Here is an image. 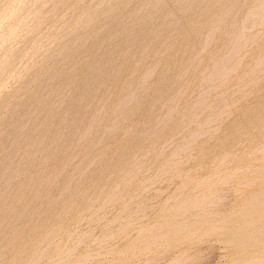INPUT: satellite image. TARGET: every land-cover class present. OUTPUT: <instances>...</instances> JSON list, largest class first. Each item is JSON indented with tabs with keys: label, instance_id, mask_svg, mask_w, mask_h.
I'll list each match as a JSON object with an SVG mask.
<instances>
[{
	"label": "rangeland",
	"instance_id": "rangeland-1",
	"mask_svg": "<svg viewBox=\"0 0 264 264\" xmlns=\"http://www.w3.org/2000/svg\"><path fill=\"white\" fill-rule=\"evenodd\" d=\"M158 1L0 0V264H264V0Z\"/></svg>",
	"mask_w": 264,
	"mask_h": 264
},
{
	"label": "bare ground",
	"instance_id": "bare-ground-1",
	"mask_svg": "<svg viewBox=\"0 0 264 264\" xmlns=\"http://www.w3.org/2000/svg\"><path fill=\"white\" fill-rule=\"evenodd\" d=\"M24 1H25V0H24ZM159 1H160V0H159ZM159 1H158V3H160V5H161L162 2H159ZM167 1H168V0H167ZM167 1H166V2H167ZM188 1H190V4H193L192 2H193L194 0H193V1H192V0H188ZM191 1H192V2H191ZM202 1H203V0H202ZM217 1H221V0H216V2H214V3H217ZM225 1H226V0H225ZM230 1H231V0H230ZM230 1L227 0V1L224 2V3L229 4L228 2H230ZM183 2H185V1H183ZM197 2H198V1H197ZM222 2H223V0H222ZM31 3H32V2H31ZM147 3H148V2H147ZM164 3H165V2H164ZM206 3H207V2H206ZM214 3H213V4H214ZM218 3H219V2H218ZM220 3H221V2H220ZM220 3H219V5H220ZM232 3H233V2H232ZM232 3H231L230 5H232ZM99 4H101V3H99ZM106 4H107V3H106ZM144 4H145V3H144ZM200 4H201V1H200ZM200 4H199V6H200ZM203 4H204V3H203ZM221 4H222V3H221ZM261 4H262V3H261ZM261 4H260V5H261ZM109 5H110V4H109ZM140 5H141V4H140ZM167 5H168V4H167ZM188 5H189V3H188ZM193 5H195V2H194ZM196 5H197V4H196ZM207 5H208V4H207ZM230 5H228V6H230ZM262 5H263V7H262ZM262 5H261V7H262V9L264 10V4H262ZM34 6H35V5H34ZM164 6H165V5H164ZM164 6H163V7H164ZM204 6H205V5H204ZM221 6H222V5H221ZM224 6H225V4H224ZM197 7H198V6H197ZM211 7H212V6H211ZM214 7H215V6H214ZM218 7H219V6H218ZM222 7H223V6H222ZM225 7H227V5H226ZM261 7H258V9L260 8V10H261ZM27 8H29V7H27ZM191 8H192V6L190 7V9H191ZM216 8H217V7H216ZM34 9H35V8H34ZM145 9H146V8H145ZM150 9H151V8H150ZM155 9H156V8H155ZM195 9H196V8H195ZM202 9H203V7H202ZM228 9H229V8H228ZM258 9H257V10H258ZM162 10H163V9H162ZM203 10H204V9H203ZM209 10H210V9H209ZM252 10H253V9H252ZM252 10H251V11H252ZM30 11H31V10H30ZM138 11H139V10H138ZM164 11H165V10H164ZM226 11H227V10H226ZM226 11H225V12H226ZM251 11H250V12H251ZM255 11H256V10H255ZM25 12H26V11H25ZM83 12H84V10H83ZM132 12H133V11H132ZM146 12H147V11H146ZM146 12H145V14H149V15H151L149 12H147V13H146ZM171 12H172V10H171ZM202 12H203V11H202ZM225 12H224V13H225ZM227 12H228V11H227ZM227 12H226V13H227ZM253 12H254V11H253ZM7 13H8V12H7ZM68 13H69V12H68ZM77 13H78V12H77ZM226 13H225V14H226ZM263 13H264V11L262 12V14H263ZM135 14H136V13H135ZM142 14H143V15H142V18H143L142 22H143V21L145 20L144 18H146L147 15L145 16V15H144V12H143ZM165 14H166V12H165ZM167 14L170 15V13H167ZM174 14H175V13H174ZM248 14H249V13L246 14V17H245V18L248 17V16H247ZM252 14H253V13H252ZM252 14H250L251 17H253ZM258 14H259V13H258ZM258 14H257V15H258ZM23 15H24V13H23ZM38 15H39V14H38ZM64 15H65V14H64ZM84 15H86V13H85ZM162 15H163V14H162ZM162 15H161V16H162ZM169 15H168V16H169ZM171 15H172V14H171ZM171 15H170V16H171ZM204 15H205V14H204ZM206 15H207V14H206ZM255 15H256V14H255ZM26 16H27V15H26ZM134 16H135V15H134ZM151 16H152V15H151ZM161 16H159V17H161ZM164 16H165V15H164ZM168 16H167V17H168ZM233 16H234V15H233ZM79 17H80V16H79ZM107 17H108V16H107ZM162 17H163V16H162ZM171 17H172V16H171ZM202 17H203V16H202ZM230 17H231V16H230ZM234 17H235V16H234ZM254 17H255V16H254ZM260 17H261V16H260ZM262 17H264V15H263ZM8 18H9V17H8ZM8 18H7V19H8ZM83 18H84V17H82L81 20H83ZM148 18H150V17H147L146 19L148 20ZM156 18H157V17H156ZM168 18H169V17H168ZM232 18H233V17H232ZM245 18H244V19H245ZM21 19H22V18H21ZM104 19H105V18H104ZM164 19H166V18H164ZM206 19H207V18H206ZM249 19H251V18H249ZM263 19H264V18H263ZM1 20H2V19H1ZM4 20H5V19H4ZM4 20H3V21H4ZM35 20H36V19H35ZM35 20H34V21H35ZM89 20H90V19H89ZM100 20H101V19H100ZM149 20H150V19H149ZM178 20H179V19H178ZM237 20H238V19H236V21H237ZM239 20H241V19L239 18ZM239 20H238L237 22H240V23H237L236 21H234V18H233V21H234L233 26H235V25L238 26V24L243 25V24H241V22H243L244 20H242V21H239ZM257 20H258V19H257ZM260 20H261V18H260ZM5 21H6V20H5ZM5 21H4V22H5ZM132 21H133V20H132ZM140 21H141V20H140ZM233 21H232V22H233ZM26 22H27V21H26ZM83 22H84V21H83ZM144 22H145V21H144ZM149 22H151V20H150ZM197 22H198V21H197ZM197 22H196V23H197ZM199 22H200V21H199ZM235 22H236L237 24H236ZM12 23H13V22H12ZM33 23H34V22H33ZM215 23H216V22H215ZM243 23H244V22H243ZM139 24H140V23H139ZM199 24H201V23H198L197 26H200ZM230 24H231V23H230ZM230 24H229V28H225V29H228V34L230 33V32H229L230 26H231V28L233 27L232 24H231V25H230ZM13 25H14V24H13ZM16 25L18 26V24H16ZM30 25H31V24H30ZM34 25H35V24H34ZM137 25H138V24H137ZM151 25H152V24H151ZM194 25H195V23H194ZM224 25H225V24H224ZM24 26H25V24H24ZM28 26H29V25H28ZM140 26H141V24H140ZM237 26H236L235 28L238 29L239 26H238V27H237ZM243 26H245V24H244ZM243 26H240V27H243ZM255 26H256V25H255ZM19 27H20V26H19ZM29 27H30V26H29ZM200 27H201V26H200ZM224 27H225V26H224ZM226 27H228V25H227ZM252 27H253V25H252ZM12 28H13V27H12ZM12 28H11V29H12ZM55 28H56V27H55ZM233 28H234V27H233ZM233 28H232V29H233ZM235 28H234V29H235ZM244 28H245V27H243V29H244ZM14 29H15V28H14ZM22 29H25V28L22 27ZM29 29H30V28H29ZM67 29H68V28H67ZM116 29H117V28H116ZM232 29H230V30H231V32L233 31V33H234V30H232ZM237 29H235V30H236L235 32L238 33L237 36H240L239 33L243 32V30L241 31L240 29H238V30H240V31H237ZM245 29H246V28H245ZM17 30H18V28H17ZM32 30H33V29H32ZM69 30H70V29H69ZM73 30H74V29H73ZM95 30H96V29H95ZM132 30H133V28H132ZM223 30H224V29H223ZM20 31H21V30H20ZM24 31H26V30H24ZM1 32H2V31H1ZM6 32H7V31H6ZM12 32H13V31H12ZM134 32H135V31H134ZM136 32H137V31H136ZM224 32H225V31H224ZM8 33H9V32H8ZM8 33H7V36H8ZM26 33H27V32H26ZM47 33H48V32H47ZM236 33H235V34H236ZM4 34H5V33H4ZM10 34H11V33H10ZM15 34H16V32H15ZM224 34H227V32H225ZM228 34H227V35H228ZM241 34H242V33H241ZM12 35H13V34H12ZM17 35H18V34H17ZM27 35H28V34H27ZM31 35H32V34H31ZM84 35H85V34H84ZM146 35H147V34H146ZM243 35H244V34H243ZM0 36H1V35H0ZM23 36H24V35H23ZM23 36H22V37H23ZM127 36H128V35H127ZM225 36H226V35H225ZM228 36L230 37V35H228ZM228 36H226V37H227L226 39L229 38ZM231 36H233L234 40L237 38L236 36H235V37H236V38H235L233 34H232ZM3 37H4V36H3ZM12 37H13V36H12ZM12 37H10V38H12ZM16 37H17V36H16ZM133 37H134V36H133ZM240 37H241V36H240ZM240 37H239V38H240ZM252 37H253V36H252ZM38 38H39V37H38ZM230 38H231V37H230ZM230 38H229V39H230ZM239 38H237V39H239ZM8 39H9V38H8ZM53 39H54V38H53ZM95 39H96V38H95ZM205 39H206V38H205ZM237 39H236V40H237ZM6 40H7V39H6ZM18 40H19V39H18ZM31 40H32V39H31ZM137 40H138V39H137ZM146 40H147V39H146ZM231 40H232V38H231ZM231 40H230V42H231ZM23 41H24V40H23ZM206 41H207V40H206ZM209 41H210V39H209ZM228 41H229V40H228ZM0 42H1V41H0ZM26 42H27V41H26ZM75 42H76V41H75ZM149 42H150V41H149ZM232 42H233V41H232ZM234 42H235V41H234ZM7 43H8V42H6V44H7ZM162 43H163V42H162ZM19 44H20V43H19ZM19 44H18V45H19ZM24 44H25V43H24ZM71 44H72V43H71ZM204 44H205V43H204ZM224 44H225V43H224ZM245 44H246V43H245ZM4 45H5V44H4ZM4 45H3V46H4ZM7 45H8V44H7ZM16 45H17V44H16ZM241 45H243V44H241ZM38 46H39V45H38ZM83 46H84V45H83ZM114 46H115V45H114ZM4 47H5V46H4ZM16 47H17V46H16ZM43 47H44V46H43ZM239 47H240V46H239ZM11 48H12V47H11ZM40 48H41V47H40ZM202 48H203V47H202ZM202 48H200V49H202ZM71 49H72V48H71ZM78 49H79V48H78ZM241 49H242V48H241ZM42 50H43V48H42ZM32 51H33V50H32ZM35 51H36V50H35ZM60 51H61V50H60ZM236 51H237V50H236ZM238 51H239V50H238ZM2 52H3V51H2ZM4 52H5V50H4ZM8 52H9V51H8ZM8 52H7V53H8ZM15 52H16V51H15ZM15 52H14V53H15ZM30 52H31V51H30ZM33 52H34V51H33ZM33 52H32V53H33ZM117 52H118V51H117ZM160 52H161V51H160ZM198 52H199V51H198ZM9 53H10V52H9ZM11 53H12V52H11ZM127 53H128V52H127ZM39 54H40V53H39ZM125 54H126V53H125ZM157 54H158V53H157ZM0 55H1V54H0ZM4 55H5V54H4ZM11 55H13V54H11ZM11 55H10V56H11ZM22 55H23V54H22ZM54 55H55V54H54ZM66 55H67V54H66ZM114 55H115V54H114ZM197 55H198V54H197ZM19 56H20V54H19ZM23 56H24V55H23ZM40 56H41V55H40ZM51 56H52V55H51ZM80 56H81V55H80ZM80 56H79V57H80ZM111 56H112V55H111ZM4 57H6V56H4ZM12 57H13V56H12ZM12 57H11V58H12ZM14 57H15V56H14ZM42 57H43V56H42ZM52 57H53V56H52ZM7 58H8V57H7ZM17 58H18V57H17ZM81 58H82V57H81ZM193 58H194V57H193ZM193 58H192V59H193ZM5 59H6V58H5ZM8 59H9V58H8ZM8 59H6V60H8ZM19 59H20V58H19ZM19 59H18V60H19ZM38 59H39V58H38ZM56 59H57V58H56ZM197 59H198V58H197ZM261 59H262V57H261ZM0 60H1V59H0ZM27 60H28V59H27ZM103 60H104V59H103ZM24 61H26V59H25ZM83 61H84V60H83ZM101 61H102V60H101ZM101 61H99V62H101ZM113 61H114V60H113ZM227 61H228V60H227ZM237 61H238V60H237ZM5 62H6V61H5ZM39 62H40V61H39ZM19 63H21V62H19ZM19 63H18V64H19ZM26 63H27V62H26ZM190 63H191V62H190ZM263 63H264V62H263ZM0 64L4 65V61H3V63L0 62ZM2 65H0V66L2 67ZM7 65H9V64H7V62H6V65L3 66V68L6 67V68H4V69H7V68H8ZM62 65H63V64H62ZM96 65H97V64H96ZM13 66H14V65H13ZM179 66H180V65H179ZM222 66H223V65H222ZM231 66H232V65H231ZM231 66H230V67H231ZM15 67H17V66H15ZM153 67H154V65H153ZM55 68H56V67H55ZM150 68H151V67H150ZM178 68H179V67H178ZM4 69H3V70H4ZM22 69H23V68H22ZM60 69H61V68H60ZM97 69H98V68H97ZM221 69H222V68H221ZM221 69H220V70H221ZM226 69H227V68H226ZM0 70H1V69H0ZM12 70H13V69H12ZM24 70H25V69H24ZM92 70H93V69H92ZM148 70H149V69H148ZM176 70H177V69H176ZM223 70H224V69H223ZM4 71H5V70H4ZM4 71H3V73H2L3 75L6 73L7 70L5 71V73H4ZM14 71H15V70H14ZM258 71H259V72H258ZM10 72H12V71H10ZM25 72H26V71H25ZM93 72H94V71H93ZM215 72H216V71H215ZM226 72H227V71H226ZM257 72L263 74V72H261V70H256V72H255L256 75L258 74ZM35 73H36V72H35ZM35 73H34V74H35ZM102 73H103V72H102ZM201 73H202V72H201ZM201 73H200V74H201ZM223 73L225 74L224 71H223ZM227 73H228V72H227ZM22 74H23V73H22ZM51 74H52V73H51ZM53 74H54V73H53ZM92 74H93V73H92ZM171 74H172V72H171ZM213 74H214V73H213ZM224 74H222V75H224ZM261 74H258V75H261ZM0 75H1V72H0ZM5 75H6V74H5ZM16 75H18V73H17ZM19 75H20V74H19ZM145 75H146V74H145ZM166 75H167V74H166ZM178 75H179V74H178ZM180 75L182 76V74H180ZM210 75H211V74H209V78L211 77ZM254 75H255V74H254ZM258 75H257V76H258ZM181 76H179V77H181ZM257 76H256V77H257ZM146 77H147V76H146ZM206 77H207V76H206ZM259 77L262 78L263 76L261 75V76H259ZM259 77H258V78H259ZM0 78L2 79V77H0ZM5 78H6V77H5ZM98 78H99V77H98ZM213 78H214V76H213ZM258 78H257V79H258ZM260 78H259V80H261ZM85 79H86V78H85ZM173 79H174V78H173ZM206 79H208V78H206ZM206 79H205V80H206ZM225 79H226V78H225ZM17 80H18V79H17ZM17 80H16V81H17ZM42 80H43V79H42ZM210 80H211V79H210ZM223 80H224V79H223ZM252 80H255V79L253 78ZM12 81H13V80H12ZM86 81H87V80H86ZM178 81H179V80H178ZM212 81H214V80L212 79ZM255 81H257V80H255ZM204 82H205V81H204ZM248 82H249V81H248ZM250 82H253V81H250ZM0 83H1V82H0ZM11 83H12V82H11ZM11 83H9V84H11ZM50 83H51V82H50ZM93 83H94V82H93ZM205 83H207V82H205ZM211 83H213V82H211ZM211 83H210V84H211ZM3 84H4V83H3ZM201 84H202V83H201ZM208 84H209V82H208ZM248 84H250V83H248ZM11 85H13V83H12ZM40 85H41V84H40ZM5 86H6V84H5ZM20 86H21V85H20ZM20 86H19V87H20ZM201 86H202V85H201ZM201 86H200V87H201ZM241 86L243 87V85H241ZM88 87H89V86H88ZM159 87H160V86H159ZM211 87H212V86H211ZM24 88H25V87H24ZM37 88H38V87H37ZM46 88H47V87H46ZM202 88H203V87H202ZM18 89H19V88H18ZM212 89H213V88H212ZM0 90H1V89H0ZM28 90H29V89H28ZM31 90H32V89H31ZM38 90H39V88H38ZM200 90H201V88H200ZM203 90H204V89H203ZM14 91H15V90H14ZM49 91H50V90H49ZM47 92H48V91H47ZM199 92H200V91H199ZM202 92H204V91H202ZM13 93H16V92H13ZM75 93H76V92H75ZM82 93H83V92H82ZM52 94H53V93H52ZM2 96H3V95H2ZM33 96H34V95H33ZM202 96H203V95H202ZM202 96H201V97H202ZM218 96H219V95H218ZM13 97H14V96H13ZM83 97H84V96H83ZM3 98H4V97H3ZM34 98H35V97H34ZM49 98H50V97H49ZM197 98H198V96H197ZM197 98H195L194 100L192 99L190 102L200 100V101H197V102L199 103V102H201L202 99H203V98H201V99H197ZM199 98H200V96H199ZM222 98H223V97H222ZM196 99H197V100H196ZM34 100H35V99H34ZM38 100H39V99H38ZM211 100H212V99H211ZM221 100H222V99H221ZM41 101H42V100H41ZM188 101H189V100H188ZM207 101H208V102H211V101H209V100H206V102H207ZM213 101H214V103H215V101H217V100H212V102H211V106H212V104H213ZM6 102H7V101H6ZM197 102H194L193 105L197 104ZM206 102H205V103H206ZM222 102H223V101H222ZM10 103H11V102H10ZM32 103H33V102H32ZM46 103H47V102H46ZM186 103H187V101H186ZM202 103H203V102H201V104H202ZM205 103L203 104V105H205V106H203V107H204L205 109H208L210 105L208 106L207 103H206V104H205ZM7 104H8V103H7ZM42 104H43V103H42ZM188 104L190 105V107L192 106L189 102H188ZM208 104H210V103H208ZM11 105H12V104H11ZM32 105H33V104H32ZM182 105H184V104H182ZM185 105H186V104H185ZM206 105H207L208 108L206 107ZM7 106H8V105H7ZM46 106H47V105H46ZM71 106H72V105H71ZM174 106H176V105H174ZM174 106H173V107H174ZM178 106H181V105H177V107H178ZM197 106L199 107L200 105L198 104V105H196V107H197ZM211 106H210V107H211ZM59 107H60V106H59ZM68 107H69V106H67V108H68ZM160 107H161V106H160ZM183 107H186V106H183ZM183 107H182V108H183ZM187 107H188V105H187ZM190 107H188V109H187L188 111H187V110H186V111L183 110V111H185V112H189V108H190ZM194 107H195V106H194ZM198 107H197V108H198ZM200 107H202V106H200ZM29 108H30V107H29ZM31 108H32V107H31ZM182 108H181V109H182ZM204 108H203V110H204ZM221 108H222V107H221ZM224 108H225V107H224ZM8 109H9V107H8ZM23 109H24V108H23ZM123 109H124V108H123ZM171 109H172V108H171ZM178 109H179V108H178ZM178 109H176V110H178ZM183 109H184V108H183ZM185 109H186V108H185ZM192 109L194 110L195 108L192 107ZM199 109H200V108H199ZM199 109H198V110H199ZM201 109H202V108H201ZM201 109H200V111H201ZM10 110H11V109H10ZM29 110H30V109H29ZM57 110H58V109H57ZM172 110H173V109H172ZM193 110H192L191 112H196V115H199L201 112H203V111H201L199 114H197L199 111H198V110H197V111H196V110L193 111ZM50 111H51V110H50ZM12 112H13V111H12ZM170 112H171V111H170ZM175 112L177 113V111H175ZM178 112H179V111H178ZM191 112H190V113H191ZM168 113H169V112H168ZM179 113H180V112H179ZM190 113H188V114L190 115ZM10 114H11V113H10ZM67 114H68V112H67ZM183 114H184V113H183ZM186 114H187V113H186ZM188 114H187V115H188ZM191 115H192V114H191ZM191 115H190V116H191ZM194 115H195V113H194ZM220 115H221V114H220ZM24 116H25V115H24ZM28 116H29V115H28ZM172 116H173V115H172ZM199 116H200V115H199ZM199 116H198V117H199ZM217 116H218V115H217ZM34 117H35V116H34ZM181 117H182V115H181ZM186 117H187V116H186ZM193 117H194V116H193ZM193 117H192V118H193ZM195 117H196V116H195ZM198 117H197V118H198ZM28 118H29V117H28ZM36 118H37V117H36ZM188 118L191 119L190 117H188ZM4 119H5V118H4ZM48 119H49V118H48ZM186 119H187V118H186ZM189 119H187V121H188ZM195 119H196V118H195ZM26 120H27V119H26ZM29 120H30V119H29ZM174 120H175V119H174ZM191 120L193 121L194 119H191ZM191 120H189V122H190ZM196 120H197V121H195V123L197 122V124H199L198 126H201V124H200L201 122H199L200 120H199V121H198V119H196ZM211 121H212V120H211ZM10 122H11V121H10ZM66 122H67V121H66ZM193 122H194V121H193ZM198 122H199V123H198ZM5 123H6V122H5ZM25 123H26V122H25ZM32 123H33V122H32ZM42 123H43V122H42ZM42 123H41V124H42ZM161 123H162V122H161ZM190 123H192V122H190ZM195 123H192V124L195 125ZM2 124H3V123H2ZM10 124H11V123H10ZM21 124H22V123H21ZM21 124L19 125L20 127H21ZM23 124H24V123H23ZM30 124H31V123H30ZM65 124H66V123H65ZM203 124H204V123H203ZM205 124H206V123H205ZM31 125H32V124H31ZM70 125H71V124H70ZM154 125H155V124H154ZM185 125H186V124H185ZM187 125H188V124H187ZM19 126H18V127H19ZM23 126H24V125H23ZM25 126H26V125H25ZM65 126H66V125H65ZM161 126H162V125H161ZM190 126H192V125H189V127H190ZM195 126H196V125H195ZM198 126H197V127H198ZM27 127H28V125H27ZM159 127H160V126H159ZM164 127H166V126H164ZM185 127H186V126H185ZM189 127H187V128H189ZM22 128H23V127H22ZM24 128H25V127H24ZM33 128H34V127H33ZM37 128H38V126H37ZM46 128H47V126H46ZM68 128H69V127H68ZM153 128H154V126H153ZM183 128H184V127H183ZM209 128H210V127H209ZM60 129H61V128H60ZM157 129H158V128H157ZM162 129H163V127H162ZM162 129H161V130H162ZM185 129H186V128H185ZM200 129H201V128H200ZM206 129H207V128H206ZM13 130H14V129H13ZM16 130H18V129L16 128ZM22 130H23V129H22ZM22 130H20V131H21V134L23 133ZM25 130L28 131L27 128L24 129V131H25ZM39 131H40V130H39ZM58 132H59V131H58ZM85 132H86V131H85ZM145 132H147V131H145ZM148 132H149V129H148ZM152 132H153V131H152ZM202 132H203V131H202ZM15 133H17V132H15ZM19 133H20V132H19ZM26 133H27V132H26ZM137 133H138V132H137ZM156 133H157V132H156ZM162 133H163V132H162ZM162 133H161V134H162ZM17 134H18V133H17ZM21 134H19L20 137H21ZM24 134H25V132H24L22 135L25 136ZM108 134H109V133H108ZM149 134H150V133H149ZM58 135H59V134H58ZM146 136H147V135H146ZM153 136H154V135H153ZM37 137H38V136H37ZM142 137H143V136H142ZM32 138H33V137H32ZM27 139H28V138H27ZM36 139H37V138H36ZM4 140H5V139H4ZM10 140H11V139H10ZM17 140H18V139H17ZM21 142H22V141H21ZM27 142H28V141H27ZM30 142H31V141H30ZM35 142H36V141H35ZM261 143H262V142H261ZM2 144H3V143H2ZM11 144H12V143H11ZM15 144H17V143H15ZM30 144H31V143H30ZM253 144H254V143H253ZM256 144H259V143H256ZM262 144L264 145V142H263ZM262 144H260V145H262ZM263 145H262V150L264 149V146H263ZM26 146H27V145H26ZM33 146H34V144H33ZM38 146H39V144H38ZM52 146H53V145H52ZM180 146H181V145H180ZM255 146H256V145H255ZM257 146H258V145H257ZM253 147H254V145L251 146V148H253ZM260 147H261V146H260ZM251 148H250V149H251ZM255 148H256V147H255ZM257 148H258V147H257ZM257 148H256V149H257ZM22 149H23V148H22ZM250 149H249V151H250ZM253 150H255V149H252L250 152L253 153ZM257 150H258V149H257ZM262 150H261V151H262ZM16 151H17V150H16ZM16 151H15V152H16ZM255 151H256V150H255ZM250 152H248V153L246 152V153H247V154H251ZM258 152H260V151H258ZM8 153H9V152H8ZM48 153H49V152H48ZM158 153H159V152H158ZM246 153H243V155L246 154ZM254 153H256V152H254ZM13 154H15V153H13ZM35 154H36V153H35ZM171 154H172V153H171ZM9 155H11V154H9ZM32 155H33V154H32ZM44 155H45V154H44ZM6 156H8V154H7ZM54 156H55V155H54ZM142 156H143V155H142ZM250 156H251V155H250ZM8 157H9V156H8ZM12 157H13V156H12ZM23 157H24V156H23ZM38 157H39V156H38ZM225 157H226V156H225ZM246 157H248V156H246ZM18 158H19V157H18ZM54 158H55V157H54ZM131 158H132V157H131ZM255 158H256V157H255ZM255 158H254V160H255ZM6 159H7V158H6ZM8 159H10V158H8ZM219 159L221 160V158H219ZM222 159H224V158H222ZM262 159H264V157H263ZM140 160H141V159H140ZM220 160H219V161H220ZM257 160H259V158H258V159L256 158L255 161L257 162ZM108 161H109V160H108ZM138 161H139V160H138ZM143 161H144V160H143ZM143 161H142V162H143ZM147 161H148V160H147ZM261 161H263V160H261V158H260V162H261ZM110 162H111V161H110ZM134 162H135V161H134ZM142 162H140V164H141ZM258 162H259V161H258ZM260 162H259V165L257 164L259 168L261 167V165L263 164L264 161L262 162V164H261ZM46 163H47V161H46ZM17 164H18V163H17ZM106 164H107V163H106ZM135 164H136V166H138L137 164H139V163H135ZM135 164H134V165H135ZM253 164H254V163H253ZM255 164H256V163H255ZM7 165H8V164H7ZM23 165H24V164H23ZM78 165H79V169H78V167H77ZM120 165H121V164H120ZM134 165H133V166H134ZM248 165H249V164H248ZM257 165H252V166L254 167V169H256V168H257ZM5 166H6V165H5ZM77 166H76V168L78 169V171H80V168L83 166V164L81 165V167H80V164H77ZM136 166H134V167H136ZM167 166H168V165H167ZM252 166H250V168H252ZM255 166H256V167H255ZM88 167H89V166H88ZM134 167H133V168H134ZM248 167H249V166H248ZM248 167H245V170H244V171H246V168H248ZM262 167H264V165H263ZM3 168H4V167H3ZM5 168H7V167H5ZM5 168H4L3 171H5ZM139 168H140V167H138V169H139ZM120 169H122V168H120ZM131 169H132V168H131ZM260 169H261V168H260ZM260 169H259V170H260ZM262 169H263V168H262ZM14 170H15V169H14ZM73 170H74V169H73ZM136 170H137V169H136ZM232 170H233V169H232ZM248 170H249V168H248ZM252 170H253V169H252ZM252 170H250L249 172H251ZM259 170H258V172H259ZM263 170H264V169H263ZM19 171H20V170H19ZM137 171H138V170H137ZM162 171H163V170H162ZM223 171H224V170H223ZM235 171H236V170H235ZM244 171H243V172H244ZM260 171H262V170H260ZM249 172H247V174H250ZM252 172H253V171H252ZM254 172H255V171H254ZM256 172H257V171H256ZM262 172H264V171H262ZM17 173H18V171H17ZM71 173H72V172H71ZM74 173H75V171H74ZM137 173H138V172H137ZM137 173H136V174H137ZM227 174H228V173H227ZM227 174H225V175H227ZM229 174H232V173H229ZM229 174H228V175H229ZM263 174H264V173H263ZM221 175H222V174H221ZM234 175H235V173H234ZM251 175H252V174H251ZM251 175H250V176H251ZM254 175H255V177H256V173H254ZM258 175L261 176L262 173H259ZM258 175H257V180H258ZM0 176H1V175H0ZM222 176L224 177V175H222ZM222 176H219V177H222ZM230 176H232V175H230ZM250 176H249V177H250ZM131 177H132V176H131ZM219 177H217V178L219 179ZM223 177H222V179H223ZM225 177H226V176H225ZM251 177L253 178V176H251ZM255 177H254V178H255ZM128 178H130V176H129ZM217 178H215V179L218 181ZM226 178H227V177H226ZM226 178H224V179L226 180ZM252 178H251V180H249V181L254 182V181H253L254 179L252 180ZM260 178H263V179H264L263 176H261ZM72 179H73V178H72ZM90 179H91V178H90ZM202 179H203V178H201V180H202ZM224 179H223L221 182H223ZM227 179H228V178H227ZM229 179H230V178H229ZM132 180H133V179H132ZM146 180H147V179H146ZM201 180H200V181H201ZM219 180H220V179H219ZM255 180H256V179H255ZM259 180H262V179H259ZM119 181H120V180H119ZM189 181H190V180H189ZM198 181H199V179H198ZM200 181H199V183H200ZM217 181H216V182H217ZM239 181H240V180H239ZM41 182H42V181H41ZM218 182H220V181H218ZM225 182H226V181H225ZM246 182H247V180H246ZM201 183H202V182H201ZM78 184H79V183H78ZM151 184H152V183H151ZM151 184H150V185H151ZM197 184H198V183H197ZM214 184H215V183H214ZM216 184H217V183H216ZM237 184H238V183H237ZM250 184H251V182H250ZM211 185H212V184H211ZM218 185H219V184H218ZM241 185H242V184H241ZM243 185H244V184H243ZM247 185H248V184H247ZM115 186H116V185H115ZM115 186H114V188H115ZM177 186H178V185H177ZM179 186H180V185H179ZM186 186H187V185H186ZM38 188H40V186H38ZM35 189H36V188H35ZM65 189H66V188H65ZM77 189H78V188H77ZM29 190H31V188H29ZM19 191H20V190H19ZM32 191H33V190H32ZM181 191H182V190H181ZM34 192H36V191H34ZM261 192H262V191H261ZM261 192H260V193H261ZM21 193H22V192H21ZM209 193H210V192H209ZM209 193H208L207 195H209ZM258 193H259V192H258ZM83 194H84V193H83ZM204 194H205V193H204ZM13 195H14V194H13ZM20 195H21V194H20ZM20 195H18V196H20ZM70 195H71V194H70ZM192 195H193V194H192ZM212 195H213V194H212ZM262 195H263V194H262ZM58 196H59V195H58ZM85 196H86V195H85ZM114 196H115V195H114ZM204 196H205V195H204ZM70 197H71V196H70ZM175 197H176V196H175ZM199 197H200V196H199ZM216 197H217V196H216ZM254 197H255V196H254ZM254 197H252V199H253ZM261 197H262V196H261ZM58 198H59V197H58ZM202 198H203V197H202ZM206 198H207V197H206ZM206 198H205V200H207ZM255 198H256V197H255ZM263 198H264V197H263ZM263 198H262V199H263ZM16 199H17V198H16ZM53 199H54V198H53ZM252 199H251V200H252ZM257 199H258V198L254 199V200L256 201ZM13 200H14V198H13ZM54 200H55V199H54ZM54 200H53V201H54ZM69 200H70V199H69ZM95 200H96V199H95ZM131 200H132V199H131ZM182 200H184V199H182ZM196 200H197V199H196ZM198 200H199V199H198ZM211 200H212V199H211ZM263 200H264V199H263ZM17 201H18V199H17ZM56 201H57V200H56ZM58 201H59V200H58ZM76 201H77V200H76ZM76 201H75V203H76ZM201 201H203L202 203H204V199H201ZM201 201H200V203H201ZM215 201H216V200H215ZM49 202H50V201H49ZM51 202H52V201H51ZM68 202H69V201H67V203H68ZM180 202H181V201H180ZM180 202H179V203H180ZM198 202H199V201H198ZM206 202H207V201H206ZM208 202H209V201H208ZM248 202H250V201H248ZM55 203H56V202H55ZM55 203H54V204H55ZM72 203H73V202H72ZM72 203H71V204H72ZM105 203H106V202H105ZM128 203H129V202H128ZM179 203H178V204H179ZM194 203H196V201H195ZM194 203L192 202V204H194ZM200 203H199V204H200ZM202 203H201V205H203ZM218 203H219V202H218ZM261 203H262V201H261ZM59 204H60V203H59ZM189 204H190V203H189ZM57 205H58V202H57ZM64 205H65V204H64ZM148 205H149V204H148ZM176 205H177V204H176ZM176 205H175V206H176ZM194 205H196V204H194ZM201 205H200V207H201ZM243 205H244V203H243ZM25 206H26V205H25ZM65 206H66V205H65ZM74 206H75V205H74ZM175 206H174V207H175ZM178 206H179V205H178ZM185 206H186V204H185ZM185 206H184V207H185ZM197 206H198V205H197ZM244 206H245V205H244ZM7 207H8V206H6V208H7ZM37 207H38V206H37ZM45 207H46V206H45ZM80 207H81V206H80ZM146 207H147V206H146ZM198 207H199V206H198ZM241 207H242V205H241ZM251 207H252V206H251ZM257 207H258V206H257ZM260 207H261V206H260ZM14 208H15V207H14ZM52 208H53V207H52ZM90 208H91V207H90ZM188 208H189V207H188ZM192 208H193V207H192ZM258 208H259V207H258ZM263 208H264V206H263ZM263 208H262V209H263ZM24 209L26 210V209H28V208H24ZM82 209H83V208H82ZM186 209H187V208H186ZM246 209H247V208H246ZM249 209H250V208H249ZM255 209H257V208H255ZM260 209H261V208H260ZM11 210H12V209H11ZM34 210H35V209H34ZM37 210H38V209H37ZM61 210H62V209H61ZM65 210H66V209H65ZM65 210H64V211H65ZM68 210H70V209H68ZM142 210H143V209H142ZM12 211H13V210H12ZM12 211H9V212H12ZM27 211H28V210H27ZM31 211H32V210H31ZM31 211H30V209H29V212H31ZM64 211H63V213H64ZM239 211H240V210H239ZM242 211H243V210H242ZM257 211H258V210H257ZM257 211H256V213H257ZM260 211H261V210H260ZM13 212H14V211H13ZM25 212H26V211H25ZM25 212H24V215H25ZM48 212H49V211H48ZM50 212H51V211H50ZM185 212H186V211H185ZM208 212H209V211H208ZM208 212H207V213H208ZM236 212H237V211H236ZM252 212H253V211H252ZM7 213H8V212H7ZM7 213H6V214H7ZM22 213H23V212H22ZM22 213H21V215H22ZM26 213H27V212H26ZM31 213H33V212H31ZM59 213H60V212H59ZM182 213H183V212H182ZM261 213H262V212H261ZM3 214H4V213H3ZM28 214H29V213H28ZM28 214H26V215H28ZM33 214H34V213H33ZM245 214H246V213H245ZM247 214H248V213H247ZM13 215H14V214H13ZM18 215H19V214H18ZM26 215H25V216H26ZM31 215H32V214H31ZM56 215L58 216V214H56ZM56 215H55V216H56ZM179 215H180V214H179ZM206 215H207V214H206ZM0 216H1V215H0ZM25 216H24V217H25ZM28 216H29V215H28ZM116 216H117V215H116ZM181 216H182V215H181ZM227 216H228V215H227ZM1 217H3V216H1ZM8 217H9V216H8ZM19 217H20V216H18V218H19ZM6 218H7V217H6ZM6 218L3 219V220H7ZM9 218H11V217H9ZM62 218H63V217H62ZM140 218H141V217H140ZM256 218H257V217H256ZM22 219H23V217H22ZM22 219H21V220H22ZM185 219H186V218H185ZM188 219H189V218H188ZM262 219H264V218H262ZM9 220H10V219H9ZM12 221L14 222L15 220H12ZM18 221H19V220H18ZM77 221H78V220H77ZM224 221H225V220H224ZM3 222H4V221H3ZM8 222H10V221H8ZM8 222H7V224H8ZM13 222H12V223H13ZM21 222H23V221H21ZM21 222H20V223H21ZM48 222H49V221H48ZM167 222H168V221H167ZM259 222H260V221H259ZM0 223H2V222H0ZM5 223H6V222H5ZM12 223H11V224H12ZM14 223H16V221H15ZM184 223H185V222H184ZM216 223H217V222H216ZM17 224H18V222H17ZM58 224H59V222H58ZM58 224H57V227H58L61 223H60L59 225H58ZM0 225H1V224H0ZM20 225H21V224H20ZM44 225H45V224H44ZM44 225H43V226H44ZM158 225H159V224H158ZM160 225H162V224H160ZM2 226H4V225H2ZM8 226H9V225H8ZM8 226H6V227H8ZM11 226H12V225H11ZM126 226H127V225H126ZM213 226H214V227H212V228H215V225H213ZM217 226H218V225H217ZM162 227H163V226H162ZM4 228H5V227H4ZM121 228H122V227H121ZM147 228H148V227H147ZM147 228H145V229H147ZM210 228H211V227H210ZM218 228L221 229L220 227H218ZM218 228H217V229H218ZM222 228H223V227H222ZM53 229H54V228H53ZM151 229H152V228H151ZM156 229H157V227H156ZM50 230H51V229H50ZM50 230H49V231H50ZM55 230H56V229H55ZM119 230H120V229H119ZM119 230H117V231H119ZM139 230H140V229H139ZM139 230H138V231H139ZM176 230H177V229H176ZM208 230H209V229H208ZM199 231H200V230H199ZM206 231H207V230H206ZM211 231H212V230H211ZM50 232H51V231H50ZM50 232H49V233H50ZM53 232H54V231H53ZM213 232H214V231H213ZM72 233H73V232H72ZM45 234H46V233H45ZM154 234H155V233H154ZM206 234H207V233H206ZM1 235H2V234H1ZM47 235H48V232H47ZM47 235H46V236H47ZM54 235H55V234H54ZM71 235H72V234H71ZM152 235H153V234H152ZM57 236H58V235H57ZM191 236H192V235H191ZM55 237H56V236H55ZM71 237H72V236H71ZM244 237H245V236H244ZM0 238H1V237H0ZM49 238H50V237H49ZM42 240L44 241L45 239L43 238ZM1 241H2V240H1ZM40 241H41V240H40ZM54 241H56V240H54ZM58 241H59V240H58ZM67 242H68V241H67ZM59 243H60V242H59ZM61 243H62V242H61ZM61 243H60V244H61ZM46 246H47V245H46ZM57 247H58V246H57ZM63 247H64V246H63ZM71 248H72V247H71ZM71 248H69V250H70ZM72 249H73V248H72ZM72 249H71V250H72ZM89 249H90V248H89ZM4 250H5V249H4ZM61 250H62V249H61ZM67 250H68V249H67ZM22 251H23V250H22ZM96 251H97V250H96ZM70 252H73V250L70 251ZM88 252H89V251H88ZM20 253H21V252H20ZM62 253H63V251H62ZM65 253H66V252H65ZM90 253H91V252H90ZM164 253H165V252H164ZM57 254H58V253H57ZM68 254H69V253H68ZM87 254H88V253H87ZM69 255H70V254H69ZM84 255H86V254H84ZM56 256H57V255H56ZM58 256H59V255H58ZM71 256H72V255H71ZM67 257H68V256H66V259H68ZM84 257H85V256H84ZM87 257H88V255H87ZM39 258H40V257H39ZM62 258H63V257H62ZM260 258H261V257H260ZM263 258H264V256H263ZM59 259H60V258H59ZM34 260H35V259H34ZM49 260H50V259H49ZM63 260H65V259H63ZM68 260H69V259H68ZM27 261H28V259H27ZM61 261H62V259H61ZM66 261H67V260H66ZM263 261H264V260H263ZM57 262H59V261H57ZM57 262H56V263H57ZM34 263H35V262H34ZM34 263H33V264H34ZM249 263H250V262H249ZM259 263H260V262H259ZM259 263H257V264H259ZM43 264H44V263H43ZM48 264H50V263L48 262ZM54 264H55V263H54Z\"/></svg>",
	"mask_w": 264,
	"mask_h": 264
}]
</instances>
